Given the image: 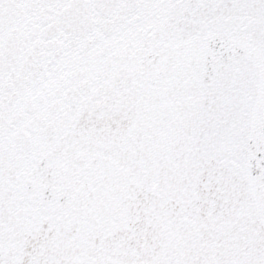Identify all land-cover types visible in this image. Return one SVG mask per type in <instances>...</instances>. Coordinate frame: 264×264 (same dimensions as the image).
I'll return each mask as SVG.
<instances>
[{"label":"snow or ice","instance_id":"1","mask_svg":"<svg viewBox=\"0 0 264 264\" xmlns=\"http://www.w3.org/2000/svg\"><path fill=\"white\" fill-rule=\"evenodd\" d=\"M0 264H264V0H0Z\"/></svg>","mask_w":264,"mask_h":264}]
</instances>
